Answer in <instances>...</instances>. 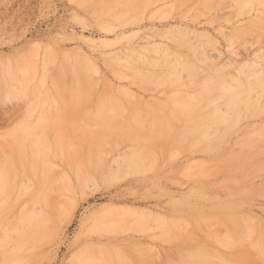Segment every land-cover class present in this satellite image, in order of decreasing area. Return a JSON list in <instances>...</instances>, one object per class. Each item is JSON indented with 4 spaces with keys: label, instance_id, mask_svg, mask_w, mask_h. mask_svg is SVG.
<instances>
[{
    "label": "rangeland",
    "instance_id": "374dc122",
    "mask_svg": "<svg viewBox=\"0 0 264 264\" xmlns=\"http://www.w3.org/2000/svg\"><path fill=\"white\" fill-rule=\"evenodd\" d=\"M251 1L0 0V264H264Z\"/></svg>",
    "mask_w": 264,
    "mask_h": 264
},
{
    "label": "bare ground",
    "instance_id": "6f19581e",
    "mask_svg": "<svg viewBox=\"0 0 264 264\" xmlns=\"http://www.w3.org/2000/svg\"><path fill=\"white\" fill-rule=\"evenodd\" d=\"M256 1H258V0H256ZM261 1H262V0H261ZM261 1H260V2H261ZM251 2L254 3L253 0H252ZM257 3H259V2H257ZM261 3H262V2H261ZM263 3H264V1H263ZM260 5H261V4H260ZM114 61L116 62V60H114ZM185 61H186V59H185ZM128 62H129V61H128ZM183 62H184V60H183ZM117 63H118V61H117ZM184 63H185V62H184ZM166 64H167V63H166ZM119 65H120V63H119ZM256 71H257V70H256ZM251 72H252V71H251ZM259 73H260V72H259ZM259 73H258V74H259ZM263 75H264V74H263ZM31 77H32V76H31ZM87 87H88V85H87ZM228 92H229V91H228ZM233 92H234V91H233ZM232 94H233V93H232ZM230 95H231V94H230ZM233 95L235 96V94H233ZM235 99H236V98H235ZM229 100H230V99H229ZM235 101H236V100H235ZM244 101H245V100H244ZM246 101H247V100H246ZM242 102H243V101H242ZM233 103H235V102H233ZM253 105H254V104H253ZM250 106H251V104H250ZM254 108H255V107H254ZM214 110H215V109H214ZM217 115H218V114H217ZM40 152H41V151H40ZM42 152H43V151H42ZM44 153H45V152H44ZM36 155H37V154H36ZM40 156H41V155H40ZM32 158H33V157H32ZM28 163H29V162H27V163L25 162V164H28ZM129 164H130V163H129ZM40 165H41V164H40ZM28 166H29V165H28ZM37 167H38V166H37ZM21 168H22V167H21ZM48 171H49V170H48ZM41 172H42V171H41ZM45 172H47V171L44 170V173H45ZM20 173H21V172H20ZM38 173H40V172H38ZM42 173H43V172H42ZM44 173H43V174H44ZM50 173H51V172H50ZM50 173H49V174H50ZM49 174H47V175H49ZM22 175H23V174H22ZM111 175H112V174H111ZM42 176H43V175H42ZM6 178H7V177H5L4 179H6ZM48 178H52V176H50V177L48 176L47 178H45L46 181H48V180H47ZM8 179H9V178H8ZM45 179H43V180L45 181ZM6 180H7V179H6ZM43 180H41V181H43ZM49 180H50V179H49ZM90 180H91V179H90ZM39 183H40V182H39ZM42 183H43V182H42ZM49 197H50V196H49ZM5 201H6V200H5ZM42 201H43V200H42ZM39 204H40V203H39ZM17 206H18V205H17ZM26 208H27V207H26ZM26 208H25V209H26ZM47 208H49V207H47ZM47 208H46V210H48ZM23 209H24V208H23ZM25 209H24V210H25ZM26 210H27V209H26ZM33 214H35V213H33ZM41 214H42V213H41ZM31 215H32V214H31ZM35 216H36V215H35ZM30 217H31V216H30ZM39 217H40V216H39ZM39 217H38V218H39ZM40 218H41V217H40ZM47 218H48V217H47ZM24 219H25V218H24ZM234 219H235V218H234ZM26 220H27V218H26ZM36 220H37V219H36ZM36 220H35V221H36ZM237 220H238V219H237ZM37 221H38V220H37ZM22 222H23V221H22ZM24 222H25V221H24ZM38 222H39V221H38ZM25 223H26V222H25ZM37 224H38V223H37ZM41 224H42V223H40V226H41ZM41 227H42V226H41ZM46 227H47V226H46ZM42 228H43V227H42ZM39 229H40V227H39ZM31 235H32V234H31ZM27 236H28V235H27ZM32 236H33V235H32ZM7 243H8V242H7ZM38 243H40V241H38ZM41 244H42V243H41ZM0 248H1V246H0ZM7 260H8V259H7Z\"/></svg>",
    "mask_w": 264,
    "mask_h": 264
}]
</instances>
